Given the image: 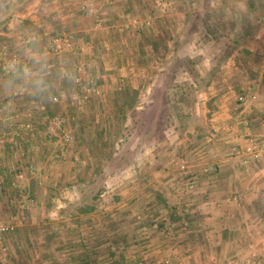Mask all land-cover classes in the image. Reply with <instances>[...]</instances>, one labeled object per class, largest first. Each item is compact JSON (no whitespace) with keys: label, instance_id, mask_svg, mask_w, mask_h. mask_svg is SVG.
<instances>
[{"label":"rangeland","instance_id":"374dc122","mask_svg":"<svg viewBox=\"0 0 264 264\" xmlns=\"http://www.w3.org/2000/svg\"><path fill=\"white\" fill-rule=\"evenodd\" d=\"M32 1L0 0L4 5L0 8V62H6L14 50L9 34L18 30L10 24L11 19H18L22 9ZM150 1L151 5L141 1L134 6L128 2L123 8L118 4L121 16L117 17L118 22L110 21L113 30L121 34L136 35L151 31L153 24L158 26L155 32L159 37L158 53L146 55L141 67H76L82 77L77 93L71 96L61 93L51 103L30 102L23 95L16 96L17 101L12 98L6 102L0 96V145L10 143L18 150L12 154L10 174L0 183V223L12 227L3 235L5 250L0 247V264H30L31 259H39L33 264L42 261L41 264H55L56 255L63 258L59 263L72 264L77 251L82 250V240L88 239L94 246L88 249L92 264L102 260L108 264H151L145 262L144 256L154 253L165 257L160 264H174L178 252L169 256L170 260L164 255L165 249L149 247L148 241L158 232L162 238L181 237L182 231L177 227L194 224L200 218L197 209L205 205L213 207L211 196L206 199L199 194L202 185L198 183L196 165L204 163L207 171L216 166L215 154L210 150L213 147L206 146L208 142L211 144L210 139H216L215 132L205 124L209 123L214 105L209 99L200 103L208 97V86L226 62L231 61V65L240 61V65L260 68L251 74L252 81L262 76L264 53L246 54L241 50L239 60L236 53L226 48L229 41L234 45H243L248 40L260 42L258 29L248 21V16L246 21L242 20L246 11L242 12L237 5L251 0ZM112 2L104 3L108 6ZM138 6H142L141 10ZM142 12L143 19L138 22L137 15ZM95 13L90 15L96 25H104ZM206 21L215 28L218 40L206 34ZM230 35L232 39L228 38ZM47 37V50L53 58L73 52L72 38L65 31L50 32ZM170 39H174L173 50L165 44ZM186 58L192 63H186ZM216 65L219 67L211 82L199 92L193 83L194 75H203ZM106 81L109 89L104 88ZM252 86L248 84L236 91L237 110L252 94L257 98L262 95L264 100V89L258 94ZM250 115L258 122L263 120L260 118L264 117V111L252 110ZM260 142L264 138L252 143ZM241 154L255 159L245 150ZM261 158L264 157L257 159ZM19 159L30 162L19 166L15 164L20 163ZM233 197L234 207H241L244 201ZM249 201L255 208L264 205L260 198ZM81 204L94 208L76 212ZM32 208L45 212L43 215L39 212L35 224L49 227L51 235L59 227L63 231L60 238L64 240L53 237L48 239L50 246H28L29 236L18 233L16 222L24 223ZM89 226L93 231L85 238L80 231ZM123 227L129 231L124 232ZM18 234L31 251L11 248V239H19ZM75 236L81 241L77 242L80 248L66 244ZM133 239L137 247H131ZM121 245L126 247L120 248Z\"/></svg>","mask_w":264,"mask_h":264},{"label":"crops","instance_id":"0c3cea01","mask_svg":"<svg viewBox=\"0 0 264 264\" xmlns=\"http://www.w3.org/2000/svg\"><path fill=\"white\" fill-rule=\"evenodd\" d=\"M141 1L145 5L147 3L151 5L150 0H113L111 4L106 6L105 0H96L98 8L95 12L105 22L104 25L103 23L96 25L94 16L87 14L84 0H33L22 9L18 19H11L10 24L16 27L18 31L10 32L9 35L12 38V45L15 46L17 45L15 42L20 40L23 29H35L40 33L42 47L47 50V33L65 31L72 38L74 50L73 52L56 56V59L68 56L71 58L74 67H141L143 58L146 55L152 57V55L154 56L158 53L156 41H159V37L155 33L158 26L153 24L151 25L152 32H138L135 35L129 33L121 34L113 30L114 24L110 23L111 19L118 22L117 17L121 16L118 4L123 8L125 3L130 2L134 6V4H138ZM115 5H117L116 9ZM237 5L240 6L242 12L246 11V13H242L244 18L242 20L246 21L245 16H248V21L251 24L253 23L258 29L261 40L260 42L248 40L243 45H234L229 41V45L226 47L227 50H231L233 54L236 53L238 59L241 57L243 50L246 54L248 52L263 54L264 0H251L247 3H238ZM138 7L141 10L142 6ZM123 14L125 13L123 12ZM145 14L146 12L144 11ZM137 18H139L138 22H141L143 12L137 15ZM134 22L135 20H133ZM165 23L167 24V22ZM168 27L172 28L171 22H168ZM46 30L48 31L47 33ZM170 33L171 35L175 34L172 31ZM239 35L241 36V34ZM232 36L230 35L228 38L232 39ZM173 40L170 39L165 43L172 50L173 45L171 46V42ZM239 41L243 42L244 39ZM216 51L220 52V49H216ZM238 51L239 53H237ZM237 58L235 61H238ZM150 63L156 62L152 61ZM230 63L231 61L220 66V72L207 88L206 96L208 97H204V101L200 103V105L204 104L205 100L209 99L214 105L211 118L208 119L209 123L205 122V124L206 126L210 125L215 132L213 137H216V139H210L212 140L211 144L208 142L206 146L213 147L210 150L215 154L213 158L216 159L214 161L216 166L212 168V171H207L204 169L206 168L204 163L196 165V171L199 176L198 183L202 185L199 194L206 199L211 196L212 198L209 200H213V207L205 205L197 209L196 214L200 218L194 224L189 226L184 224V226L177 227V229L180 228L182 231L181 237H176L175 240L167 238V236L162 238V233L158 232L153 239L148 241L147 246L157 247L156 250L165 249L164 255L168 257L178 252L179 257L176 258L178 260L174 264H264V205L255 208L249 201L253 197L264 200V158L247 159L241 154L249 143L259 142L264 138V117L260 118L263 120L257 122L250 115L252 110L264 111V100L262 95L257 98L252 94L253 98L250 97L251 95L246 97L247 102L245 101L246 104L240 105L242 106L241 109L237 110L235 106L236 91L243 90L244 86L253 85L252 89H255L258 94L264 89V69L261 70L262 76L252 81L254 76L251 74L258 70V67L243 66L239 64L240 61L236 62V64L233 62L230 65ZM258 71H260V68ZM104 88L109 89L107 81ZM13 99L16 100L17 97ZM199 118H201L200 115ZM5 134H9V132ZM22 145L25 144L22 142ZM18 148H21V146ZM25 150L27 151L28 149ZM16 152H18L17 147L10 143L0 145V183L10 174L9 170L14 160L12 154L14 153L13 155H15ZM14 157L17 158V156ZM32 160L34 161V158ZM19 162L15 164L23 166L30 161L19 159ZM200 195L197 197H201ZM232 197L244 201L243 205L234 207L235 205L231 201ZM246 201H249L247 203L249 205L245 204ZM39 212L40 215L45 214L41 208H32L29 218L27 217L24 223H21V221L16 222L19 226L17 229L18 233L24 236L28 234V246L30 244L32 248L50 246L48 245V239L53 237H59L56 239L58 241L64 240V238H60L63 235V231L59 227H56V231H54L56 233L51 235L49 227L38 223L35 224V221L39 219ZM62 227L63 225H61ZM91 227H85V231H80L81 235H85V238H87L88 234L93 231ZM41 228L48 229H43L45 231L42 232ZM79 230L82 229L80 228ZM123 230L128 232L129 228L123 227ZM34 231H37L36 235ZM137 231L140 230L137 229ZM19 234V239L16 237L11 239V248L13 250L19 249L20 251L24 249L27 252L30 247L27 248V244L20 239L21 236ZM71 238L72 240L67 241L66 244H72V248H80L77 245V242H81L78 237ZM135 240L133 239L131 247H137L134 244ZM82 242V250L77 251V257L70 261L72 264H77V262L80 264L88 262L92 264V259L88 255V249L94 247L92 240H82ZM126 242V245L130 244V240ZM126 245H121L120 248H124ZM167 248L169 249L168 251ZM13 250L12 253L15 255ZM154 254L145 255V262L160 264L163 260L162 258H165L163 255ZM59 257L55 256V264H62L58 261H62L63 258ZM147 257L149 258L147 259ZM169 259L172 260L170 257ZM38 260L31 259L29 263L33 264L35 261L38 262ZM104 261L97 262V264H108L107 261L105 263ZM165 262L167 263L168 260Z\"/></svg>","mask_w":264,"mask_h":264},{"label":"clouds","instance_id":"9594fccd","mask_svg":"<svg viewBox=\"0 0 264 264\" xmlns=\"http://www.w3.org/2000/svg\"><path fill=\"white\" fill-rule=\"evenodd\" d=\"M84 6L92 14L96 0H84ZM81 82V74L71 58H53L50 50L42 47L40 33L35 29H23L13 53L6 62H0V96L6 102L23 95L30 102L51 103L61 93L75 95Z\"/></svg>","mask_w":264,"mask_h":264},{"label":"trees","instance_id":"16d2710c","mask_svg":"<svg viewBox=\"0 0 264 264\" xmlns=\"http://www.w3.org/2000/svg\"><path fill=\"white\" fill-rule=\"evenodd\" d=\"M204 26H205V31H206V34L209 35V37H211L212 39L214 40H218V33H216V30L215 28L208 24V22H204ZM186 63H192L189 61V59H184ZM186 67H189V66H186ZM191 67V66H190ZM214 68L212 69H209L207 71H205V73L203 75H194V78H193V83L194 85L196 86V89L199 91V92H202L203 90H205V88L209 85V83L211 82V79L213 78L215 72L218 70V67L219 66H213ZM190 69V68H189ZM125 95H128V90L125 91ZM131 106V103L129 104ZM93 206H89V205H86V204H81L79 205V207H77V211L76 212H88V211H91L93 210Z\"/></svg>","mask_w":264,"mask_h":264},{"label":"built area","instance_id":"2783aa9c","mask_svg":"<svg viewBox=\"0 0 264 264\" xmlns=\"http://www.w3.org/2000/svg\"><path fill=\"white\" fill-rule=\"evenodd\" d=\"M253 98V95L250 96ZM240 100H243V97H240ZM245 152L251 157V158H260L264 157V142H260V144L257 143H251L250 145L246 146ZM12 230V227L3 225L0 223V247L5 250L3 245V235L6 233H9V231Z\"/></svg>","mask_w":264,"mask_h":264}]
</instances>
